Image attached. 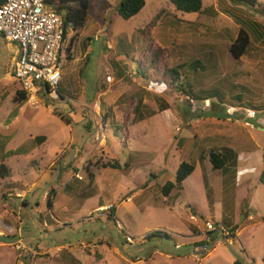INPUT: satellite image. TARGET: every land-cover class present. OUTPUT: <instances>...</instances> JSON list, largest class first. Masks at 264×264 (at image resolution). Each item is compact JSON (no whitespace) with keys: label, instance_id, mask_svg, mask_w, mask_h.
<instances>
[{"label":"rangeland","instance_id":"374dc122","mask_svg":"<svg viewBox=\"0 0 264 264\" xmlns=\"http://www.w3.org/2000/svg\"><path fill=\"white\" fill-rule=\"evenodd\" d=\"M212 1L203 0V6ZM118 2L88 0L84 27L76 32V59L62 69L61 85L67 89V92L63 89L64 99L48 97L49 100H41L37 96L29 99L27 95L26 100L19 102H25L26 107L16 111L14 121L11 119L6 123L15 131L9 143L13 147L36 135H44L46 139L43 146H36L33 152L19 157L18 166H10L13 167L10 178L27 185L21 184L16 191L5 190V196L11 193L8 195L13 203L17 202L15 193H20L27 204L29 200H38L39 205L35 204L38 210L32 208L31 212L35 213V226L41 232L62 231L74 228L78 221L89 220L73 232H52L51 237L44 239L36 235L37 229L33 231L26 221L30 216L25 212L21 214L25 223L19 226L16 221L8 230V237L0 238L5 243L0 246V264H70L71 256L79 261L75 259L76 264H232L236 259L243 260L242 251L248 255V264H262L264 222L241 231L239 239L243 248L231 242L229 246L217 247L201 261L188 259V255H177L167 242L160 248L162 242L155 243L158 248L147 247L148 240L139 242L138 238L139 234L154 231V227L167 228V225L178 232L190 233V209L197 212L200 230H204V213L208 214V203L212 201V195H206L205 180L214 187V199L225 202L220 186L216 185L218 169L208 171L199 160L212 144L254 149V159L259 161L257 174L264 171V44L254 43L251 52L239 59H234L228 52L230 38L239 29V19L246 18L264 26V0H257L254 6L236 0H218L213 15L204 11H175L168 0H145L143 8L129 19H123L117 13ZM155 16V22L148 26ZM82 41L87 47L85 52L83 47L81 49ZM155 49H160L161 53L153 64L149 60ZM14 51L13 44L0 38V96L4 97L0 104V121H4L1 117L16 105L11 99L20 87L19 82L12 81L7 75L11 60L16 57ZM79 63L81 76L78 75ZM177 65L184 67L182 75L192 84L193 93H204V100L170 88L169 78L167 82L158 81L165 67ZM213 92L219 95L212 96ZM139 96L142 97L140 110L145 120L137 123L132 122V117ZM163 103L168 108L161 110ZM228 107L235 109L231 115L225 111ZM246 109L254 110L255 115L246 117ZM52 111L67 117L69 124L63 123ZM84 117L90 118V128L82 127ZM115 125L120 126L119 129L111 127ZM4 128L8 126L4 125ZM95 135H100L103 141L94 140ZM252 154L246 153V157L251 158ZM62 158L74 165L62 167ZM112 160L121 164L128 162V166L138 168L133 172L134 168L125 171L127 167H102V163ZM188 160L194 161L196 168L184 181L183 194L177 195L174 191L169 198H164L160 187L174 177V169L181 161ZM58 164V185L68 175L81 181L88 180L87 166L93 175L92 182L97 180L91 189L96 194L87 197L79 209L52 215L47 212L46 199L41 196L43 181L40 176L47 172L46 179H50L49 172L52 176L56 174ZM149 171L156 177L146 176L150 179L147 188L134 199L140 215L131 214L120 203L130 195L128 193L141 187L139 183L145 181ZM107 177L109 181L105 182ZM7 180L9 177L0 178V188ZM261 184L255 185L254 198L246 204L253 213H259L264 204V185ZM98 194L105 203L99 206L103 210L98 211L99 207L96 211L91 210L97 204ZM172 201L176 203L171 204ZM115 207L118 219L124 224L121 231L115 229L112 222L114 210L110 208ZM45 213L53 222L44 221ZM67 214L76 216L70 219ZM98 215L102 216V221L103 216L107 219L105 225L101 226L95 220ZM241 217L242 214L235 220L238 227ZM56 219H59L57 223ZM86 233L90 234L86 237ZM126 233L132 236V243L125 242ZM94 237H97L94 243L85 240L75 246L83 238L90 241ZM62 239L65 240L61 243L62 251L54 253L47 248L57 246ZM17 240L22 241L20 249L15 248ZM185 249L176 248L178 251Z\"/></svg>","mask_w":264,"mask_h":264},{"label":"crops","instance_id":"0c3cea01","mask_svg":"<svg viewBox=\"0 0 264 264\" xmlns=\"http://www.w3.org/2000/svg\"><path fill=\"white\" fill-rule=\"evenodd\" d=\"M217 1L218 0H213L210 5L203 6V7H205V9L203 11L207 12L210 15L216 14L215 10L217 9V6H218ZM59 4L62 8L59 12V14L61 16L65 15V13H66L65 7L74 5L69 0L63 1L62 3H60L59 0H51L48 2V6L51 8H54V9L57 8V6H59ZM88 5H89V3H88ZM241 20L242 19H239L238 22H240ZM237 32H236V34H237ZM65 33L68 37L74 38L73 41L76 40L75 39L76 32L72 29L70 24H66ZM236 34L230 38V41H229L230 43L235 38ZM1 39H3V38H1ZM3 40H5V39H3ZM5 41L9 45L13 44L15 51L17 50L16 45L14 43L9 42L7 40H5ZM261 43L264 44V40L260 43H257V44H261ZM75 44H76V41H75ZM253 45H256V44H253ZM82 47L84 48V52H85L87 50V47L83 41L81 42V49H82ZM75 56H76V48H75L74 55L72 57H69L67 62L63 63V65L61 67V80H60L59 85L61 86L62 90L64 89L66 92H67V89L65 87H63V85H61V83L63 81L62 80L63 79L62 69H63L65 64L68 65L70 62H72L74 59H76ZM87 57H88V55H86L84 57V61L87 60ZM15 59H16V57H13V59L11 60L10 72L7 73L8 77L12 81H14V80L11 76V71H12V67L14 65ZM79 66H81L80 63H79ZM81 72H82V66L79 68V71H78L79 76H81ZM109 79H111V78H109ZM44 86H45V84H40L38 86V91H37L36 95H37V97L41 98V100H49L48 96L46 94V88H44ZM19 89H21V87H19ZM1 90H2V88H1ZM215 95H216V92H213L212 96H215ZM216 96H218V95H216ZM237 97H239V95H237ZM3 98L4 97L0 96V104L3 101ZM12 98H13V96H12ZM11 101L13 104H16V105H13L12 108L10 109V111L6 112L5 115H3V117H1V119H5V120L0 121V163L6 164L10 168L11 174H12L13 173V167H10V166L12 164H14L15 167L18 166V165H16V163L19 161L18 160L19 157L26 156L28 153L33 152L36 148L31 147L28 149V146H26L32 137L24 139L21 143H19L18 145L14 146V147L9 144L12 141V138L14 136L15 131L13 128H10L11 124H6V123H10L11 119H12V121H14V119H16V111L19 110L21 107L22 108L26 107V105H27L25 102L15 103V102H13V99H11ZM82 104L86 105L85 103H82ZM11 110L12 111L14 110V111L11 112ZM106 116H108V115H106ZM84 118H85V123L82 127L86 128V129L90 128V127H88V125L90 124L89 123L90 118L89 117H84ZM144 118L139 120L137 123L145 120ZM4 125H7L8 128H4ZM90 130L94 132V128H91ZM45 139H46V137H45ZM100 141H103V138H101ZM39 146H43V145L41 144ZM219 147L230 148L233 152L236 153V156L234 158H232L230 161H228L222 168L218 169L217 172H215L217 175H219V181L216 183V185L220 186L221 194L225 196V198L222 197V199H223V201L225 200V202L220 203L219 201L217 202V200L214 199V197H213L214 187L212 188L210 182L205 180V182L203 184V186L205 187L206 195L208 193H210V195H212V201L210 203H208V214L204 213V221L205 220L213 221L214 223H217L218 225H221L228 230H233L234 237L227 235L228 238H225L224 233H222L218 230L208 231L206 228H204V230L201 231L200 230V224H199L198 217H197V212L196 211L192 212V210L190 209L189 211L191 213L188 217L189 218V221H188V229L189 230L188 231L190 233L184 234V233L178 232L171 225H167V228L154 227L153 228L154 231H152L151 233L158 234V236H155L152 239V241H148L147 247L156 246L155 243H157V242H159V243L162 242V245L159 246V248L163 247V244L166 241H164L165 237H162V233H166L172 237V239H170V238H167V239L174 241L175 248L186 247L185 250L192 248L193 253L182 254V255H188L189 256L188 259H193L194 261H201L206 255L211 254L212 251L215 250L217 247H221L224 245L229 246V244L231 242H235L237 244V246L243 248V245L241 244V241L239 239L241 231L244 228H246L247 226H250V225L253 226V225H257L260 222H264V204L262 207L260 206L259 213L258 212L253 213L252 211L249 210V207L247 208V205H246V204H250L254 198V194L257 190V187L255 185H257V184L260 185V182H262L261 185H264V171H262V173L259 175L257 174L258 172H257L256 167L259 165V161L254 159V156L252 154L254 152V149L237 148L236 146H231L228 144H224V145L220 144ZM214 148H218V147L214 146V144H212L211 149H214ZM246 153L252 154L251 158L246 157ZM55 155H56V153H55ZM71 157H72V159L74 158V153L71 155ZM199 160L203 162L201 164H203L204 167H207L208 171L215 170V168H213L211 166V164L208 162V160L205 156L200 155ZM262 160H263V158H262ZM65 161H66L65 158L64 159L62 158L60 160V162L62 163L61 164L62 167H65L66 165H74L73 163H69V161L68 162H65ZM59 164L57 167L56 174H54L52 176L51 172H49L50 177H51L50 179H46L47 172H43L40 176L41 180L43 181V184H42L43 185V187H42L43 193L41 195L43 198H45L47 200V191L50 188L49 186H51V185L54 186L53 187L55 190L54 194H52L50 196V201L52 203V207L50 210L47 209V207H46L47 212L52 213V215H53V213L54 214L67 213L66 212L67 210L72 211L73 209H79L80 205L83 204V202L85 201V199L87 197L96 194L91 189H92L93 185H95L97 183V180H93V182L89 183L88 180L81 181L82 179L81 180L78 178L76 179V178H73L72 176L68 175L69 178L67 177L64 182H62L61 184L58 185V181H59L58 175L60 172ZM132 168H134L133 172H135L138 167L136 168L135 165H131V166H128L127 169H125V171H130ZM175 169H174V171H175ZM147 175L151 176V178L156 177V174H153V171L152 172L149 171V174L145 175V181L139 183L140 184L139 186H141V187H138L134 193H132V192L128 193L130 195L127 196L126 199L122 201V203H120L123 205V207H125V209L127 211L132 212L131 214H135L138 216L140 215L138 207L136 206V204H134V199L137 196L143 194L144 189L147 188V184L150 180V179L146 178ZM10 176H8L9 180H7L3 185H1V188H0V199H1V203H0V238H2V239H6L8 237V235H9L8 230H11L13 223L15 224V222L18 221L19 226H22L25 223V219L24 220L21 219V214H23L25 212L28 214V216H30L29 218L26 217V221L31 225L33 231L35 232L37 229L35 226V213H32L31 210H32V208H34L33 210H35V211L38 210V208L35 207V204L38 203L39 201L34 199L31 202L29 200V203L27 204L24 201L23 197L14 196L17 199V202L13 203V201L11 200V197H9V195L11 193H8L9 195L7 194V197H6L4 194L5 190L8 189V190L16 191V190L20 189L21 184L24 186L27 185L26 183L19 182L18 180H12L10 178ZM63 177H64V175H63ZM5 178H7V177H5ZM1 179H4V178H1ZM204 179L205 178L202 177V180H204ZM173 180H174V177L168 181H173ZM107 181H109L108 177L105 179V182H107ZM184 181H183V184H184ZM183 184H182V191L173 190L172 193H170L167 198H169L171 195H173L174 191H176L177 195H182L183 189H184ZM97 196H98L97 204L94 207H92L91 210L96 211L99 206H103L105 204L104 202L101 201L99 194ZM79 198L84 199V200L81 202L79 200ZM170 203L174 204V203H176V201H172ZM38 205H39V203H38ZM118 205L119 204H117V207H118ZM25 206H26V208H25ZM117 207L112 209V210H114V220L112 219V222L114 224L115 229L121 231L122 229L120 228V226L123 228L124 224L121 220L118 219ZM241 214H242L241 221H240L241 226L238 227L235 223V220H236V218H239V215H241ZM67 215H70V214H67ZM80 215H82V214H80ZM199 215H200V217H202L201 214H199ZM73 216H76V215H70L71 218L69 216L68 217L70 219H72ZM62 219H64V218H62ZM103 219L104 220L102 221V216H99V215L95 216V220H98L100 222L101 226L105 225V221H107V219H105L104 216H103ZM47 220L49 223L53 222V221H51V217L47 213H45L44 214V221H47ZM57 220H59V219H56L55 222ZM88 220L78 221V223L73 226L74 228H66L62 231L61 230L54 231L52 229V230H49L48 232H43V231L41 232V230L39 231L37 229L36 235H38V237L42 236L44 239H46V238H49L52 236V232H57L60 234H63L66 231L73 232L78 225H80L81 223H84ZM138 221H139V219H138ZM45 223H47V222H45ZM52 227H57V226L53 225ZM109 231H114V230L109 229ZM114 232L116 233V231H114ZM90 233H86L85 236L87 237L88 234H90ZM151 233L144 232L142 234H139V236L146 235L144 240H147V236H149ZM220 235H223L226 242L218 240V241L213 243L211 250L208 251L207 253H203V254L197 253L200 247H203V245L213 242L214 238L215 237L219 238ZM173 236H176V237L181 238L183 240H174ZM210 236L213 237L211 240L209 239ZM96 238L97 237H94L90 241L87 240L88 238H83L81 241L76 242L75 246L82 244V241H85V240L88 242L94 243ZM229 238H231L232 240L231 239L229 240ZM124 240H125V237H124ZM140 241H143V240H139V242ZM63 242H65V240L62 239V241L59 242L57 246L47 247V248H50L52 251H54V253L55 252L57 253V251H62V249H64V248H61L62 247L61 243H63ZM125 242H126V240H125ZM128 243H132V242H128ZM4 244H5L4 242L0 241V246L4 245ZM42 247H45V246L42 245ZM156 247L158 248V246H156ZM73 248H75V247L74 246L71 247V252H70L71 254H72ZM144 251H146V249ZM142 253L143 252H141L140 254H142ZM242 253H243V260L241 261V263L248 264L247 253L245 251H242ZM177 255L180 256V254H177ZM236 260H234L233 263Z\"/></svg>","mask_w":264,"mask_h":264},{"label":"trees","instance_id":"16d2710c","mask_svg":"<svg viewBox=\"0 0 264 264\" xmlns=\"http://www.w3.org/2000/svg\"><path fill=\"white\" fill-rule=\"evenodd\" d=\"M51 1V0H50ZM63 1L68 0H59L60 3ZM71 3H73V6L65 7V15H63V19L67 22V24H70L72 29L77 32L81 30L84 27L86 16H87V10H88V0H69ZM175 8V11H179L182 13H202L205 7H203V0H168ZM238 2L244 3L249 6H254L257 4V0H236ZM145 5V0H119L116 6L117 13L123 18V19H129L135 14H137ZM61 6H57L55 10L59 13L61 10ZM157 16H155L148 26H151V23L155 22ZM74 40V38H72ZM264 40V26L256 21L244 19L239 22V29L235 36V38L231 41L228 52L234 59H239L241 56L248 54L252 50V46L254 43H260ZM161 51L160 49L152 50L150 53V60L155 64V61L158 59ZM183 65V64H180ZM179 65V66H180ZM194 65V64H193ZM192 65V66H193ZM179 66H173V67H165L162 74L160 75V78L158 81H168L167 78H169L168 85L170 88L175 89L177 92H181L185 95H189L192 97H195L198 100H203L204 94H194L192 91V84L186 82V77L183 74V68H179ZM194 66L193 68H195ZM139 73V71H136ZM48 87V86H47ZM189 89V90H188ZM191 89V90H190ZM57 93L59 99H64L62 94L64 93L61 86L58 85L57 87ZM27 92L23 89H16L13 95V102L19 103L21 101H24L27 99ZM219 95V94H218ZM142 105V97L139 96L137 98V101L135 102V105L133 107V117L132 122H138L139 120L144 118V115L142 114L140 107ZM161 110H164L168 108L167 104L163 103L160 106ZM54 115H56L63 123L66 125L69 124V120L64 115L58 114L55 111H52ZM108 116H105L103 119V122L106 123ZM114 129H119L120 126H111ZM45 141L44 135H36L31 138V140L27 143L26 146H28V149L31 147H36L41 145ZM27 148V147H26ZM204 156L207 158L208 162L211 164V166L215 169L222 168L228 161H230L232 158L236 156V153L233 152L230 148L226 147H218L211 149L209 148L206 154ZM102 167H110L113 169H125V167H128V162H123L122 164L119 163L117 160L107 161L105 163H102ZM196 167V163L192 160L189 161H181L175 171H174V180L173 181H166L160 188L161 194L164 198H167L168 195L173 190H179L182 191V184L183 181L194 171ZM86 173L88 175V181L89 183L92 182V173L90 172L89 168L85 167ZM11 175L10 168L4 164L0 163V178H5ZM54 188H49L47 191V200H46V207L47 209H51L52 203L50 201V196L54 194ZM111 210L113 208H110ZM110 210V211H111ZM230 231V236L234 237L233 230ZM210 233V232H209ZM212 233V232H211ZM158 236V234L151 233L149 236H147L148 241H152V239ZM162 237L165 238H172L169 234L162 233ZM225 238H228L227 235L224 234ZM213 237L210 236L209 239L211 240ZM70 260L73 264H76V260L74 257H70ZM70 263V264H72ZM233 264H243L239 260H236ZM262 264H264V256L262 257Z\"/></svg>","mask_w":264,"mask_h":264},{"label":"built area","instance_id":"2783aa9c","mask_svg":"<svg viewBox=\"0 0 264 264\" xmlns=\"http://www.w3.org/2000/svg\"><path fill=\"white\" fill-rule=\"evenodd\" d=\"M49 1L0 0V37L17 47L11 76L27 92L29 99H35L40 84H45L50 99L58 98L61 67L75 52L74 41L63 32L62 16L48 6ZM225 111L231 115L235 109L228 107ZM245 115L252 118L255 111L246 109ZM101 138L100 135L94 137L96 141ZM77 177L81 178L79 175ZM14 195L21 196L20 193ZM101 208L98 211L103 210ZM204 225L208 231L218 230L230 235L228 229L213 221L205 220ZM145 236L138 239L142 240ZM125 240L133 241L129 233L125 234ZM16 243V249L23 246L21 240Z\"/></svg>","mask_w":264,"mask_h":264},{"label":"water","instance_id":"95a60500","mask_svg":"<svg viewBox=\"0 0 264 264\" xmlns=\"http://www.w3.org/2000/svg\"><path fill=\"white\" fill-rule=\"evenodd\" d=\"M66 24L67 22L63 19V22H62V28H63V32L65 33V27H66ZM44 88H46V86H44ZM41 233V232H40ZM218 240H221L223 242H226L225 238L223 237V235H220L219 238L215 237L213 242L209 243V244H205L203 245V247H200L199 250H198V254H203L206 250H208L209 248H212V245L214 242L218 241ZM164 241H166L167 243H169L170 245H172L173 249L176 251L177 254H188V253H193L192 251V248H189L185 251H178L176 250L175 248V243L174 241L170 240V239H167V238H164ZM122 245V244H121ZM194 248V247H193Z\"/></svg>","mask_w":264,"mask_h":264}]
</instances>
